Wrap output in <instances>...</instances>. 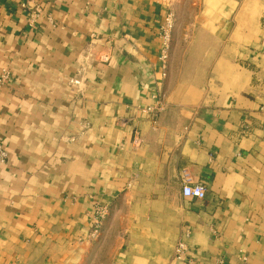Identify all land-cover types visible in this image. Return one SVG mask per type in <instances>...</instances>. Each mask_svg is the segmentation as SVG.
I'll return each mask as SVG.
<instances>
[{
	"label": "crops",
	"instance_id": "crops-1",
	"mask_svg": "<svg viewBox=\"0 0 264 264\" xmlns=\"http://www.w3.org/2000/svg\"><path fill=\"white\" fill-rule=\"evenodd\" d=\"M4 68L0 264H264V0H0Z\"/></svg>",
	"mask_w": 264,
	"mask_h": 264
},
{
	"label": "built area",
	"instance_id": "built-area-1",
	"mask_svg": "<svg viewBox=\"0 0 264 264\" xmlns=\"http://www.w3.org/2000/svg\"><path fill=\"white\" fill-rule=\"evenodd\" d=\"M174 19H175L174 15L172 13L168 14L165 19L164 25L161 27V37H162L163 45H164V48H163L164 53H163L162 58L164 60L168 58V52H169V49L172 43L173 30L175 26ZM11 79H12L11 70L7 68L2 69L0 72V88L8 85ZM73 82L78 83L79 81L73 80ZM162 108H163V99L161 100L158 97L157 105H155L154 107L148 108L147 111L149 113L159 112L160 110H162ZM134 143L136 145L141 143V137L138 136V134L135 135ZM8 156H9V153H8L7 148L2 143H0V169L8 161ZM182 181H183V194L185 196L197 198V199H203L206 197L207 195L206 186L198 182H193L187 172L184 173ZM106 214H107V211L104 208L97 209V218H96V223L93 229V235L96 236L97 234L100 233L101 222L103 218L106 216ZM176 251H177L178 258H181L185 251L184 244L180 243Z\"/></svg>",
	"mask_w": 264,
	"mask_h": 264
},
{
	"label": "rangeland",
	"instance_id": "rangeland-1",
	"mask_svg": "<svg viewBox=\"0 0 264 264\" xmlns=\"http://www.w3.org/2000/svg\"><path fill=\"white\" fill-rule=\"evenodd\" d=\"M183 8H184V4L182 3L181 5H180V12H182V10H183ZM174 20H175V26H174V30L176 29V23H177V18H176V16L174 15ZM174 30H173V36H174ZM172 42H173V37H172ZM171 45H172V43H171Z\"/></svg>",
	"mask_w": 264,
	"mask_h": 264
}]
</instances>
